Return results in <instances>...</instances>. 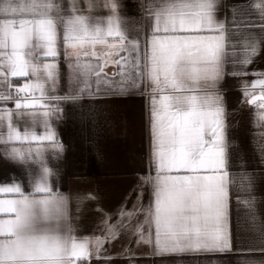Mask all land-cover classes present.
I'll use <instances>...</instances> for the list:
<instances>
[{
    "label": "snow or ice",
    "instance_id": "6c2138e0",
    "mask_svg": "<svg viewBox=\"0 0 264 264\" xmlns=\"http://www.w3.org/2000/svg\"><path fill=\"white\" fill-rule=\"evenodd\" d=\"M96 6V0H0V157L21 167L35 165L29 172L30 191L17 182L0 186V264H83L94 252L100 254L99 240L93 242L76 233L68 214L69 198L49 186L52 171L42 155L49 150L62 154L63 145L46 119L44 135L32 131L28 120L35 123L50 118L60 106L43 103L45 98L75 104L86 94L100 95L102 84L113 98L133 95L141 88L149 93V166L155 175L142 180L151 185L145 211L155 238L154 242L151 236L145 239L143 228L137 227L132 233L135 242L147 244L153 256L224 252L229 248V173L221 81L226 75L249 74L244 66L259 55L264 37L245 39L241 67L226 71L224 24L214 17L218 0H148L141 4L147 24L143 52L139 30L135 38L127 34L117 0H104L107 15L103 19L91 15ZM255 7L260 9L264 33V0ZM61 45L66 57H75L76 85L66 97H54L45 85L56 83V64L41 63L40 57L55 60ZM97 45L116 54L127 53L115 61L121 83L101 76L103 65L94 67L80 60L81 50H94ZM84 55H88L86 50ZM251 74L264 77V73ZM93 75L96 93L91 92ZM25 77L28 80L13 94L14 80ZM257 84L264 88V78L254 81L253 87ZM256 99L253 96L248 103ZM9 100L15 101V112L6 107ZM259 108L264 109V103ZM37 109L47 110L40 113ZM254 116L264 122V111ZM14 117L25 121L23 131ZM258 126L262 125L254 121L253 127ZM106 231L108 238H116L117 229Z\"/></svg>",
    "mask_w": 264,
    "mask_h": 264
},
{
    "label": "crops",
    "instance_id": "0c3cea01",
    "mask_svg": "<svg viewBox=\"0 0 264 264\" xmlns=\"http://www.w3.org/2000/svg\"><path fill=\"white\" fill-rule=\"evenodd\" d=\"M117 2L127 34L135 38L139 30L143 52L147 24L146 13L140 5H146L148 0ZM96 3L91 15L103 19L107 15L104 0H96ZM259 3L262 0H218L219 7L214 17L218 23L224 24L228 55L226 71L241 67L239 61L244 56L245 39L264 37L260 29V9L255 7ZM241 22L243 27L239 26ZM85 50L88 55H84ZM85 50H81L82 62L91 63L94 67L103 65L101 76L109 81L122 82L115 61L127 53L116 54L101 45L94 50L91 47ZM40 62L56 64V83L46 84V92L54 97H66L76 85L75 57H66L61 45L55 60L41 56ZM244 68L249 74L226 75L221 81L226 109L225 152L229 173L226 217L229 248L224 252L153 256L147 244L135 242L132 233L137 227L143 228L145 239L151 236L154 242L155 238L154 228L147 222L145 211L150 203L151 185L142 180L155 175L149 166V93L144 88L134 90L133 95L113 98L102 84L100 95L86 94L77 98L75 104L66 100L44 99L43 103H59L60 106L52 110L50 118H41L35 123L28 120V123L37 135H44L43 119H46L57 142L63 145L62 154L55 155L49 150L42 155L52 171L49 186L54 192L69 198L68 214L78 236L93 242L99 240L101 244L100 254L94 252L83 264H264V122L254 116L264 109L259 108L263 101L252 106L248 104L250 97L264 96V88L259 84L253 87L254 81L264 77L251 74L264 73V44H261L259 55ZM27 80V77L14 80L10 91L14 94L16 87ZM245 91L250 93L249 97L243 95ZM91 92H97L95 75ZM24 95L27 94H22L21 99ZM36 95L39 97V93ZM6 107L15 112V101H7ZM45 110L36 111L42 113ZM254 121L262 126L254 128ZM17 126L23 131L25 121L17 120ZM44 144L48 145V142L44 141ZM2 148L0 145V150ZM32 168L35 165L21 167L0 157V186L17 182L30 191L29 172ZM89 196L93 199H85ZM2 198H10V194H2ZM245 200L250 204L243 203ZM121 221L124 227H121ZM109 228L117 229L115 239L108 238L106 229Z\"/></svg>",
    "mask_w": 264,
    "mask_h": 264
},
{
    "label": "water",
    "instance_id": "95a60500",
    "mask_svg": "<svg viewBox=\"0 0 264 264\" xmlns=\"http://www.w3.org/2000/svg\"><path fill=\"white\" fill-rule=\"evenodd\" d=\"M252 97H253V96H252ZM252 97H250L249 99H251ZM254 97L257 98L256 101H255V103H257L258 101H263V100L260 99V97H262L261 94L254 95ZM255 103H254V104H255ZM248 104H249V103H248ZM249 105L252 106L253 104H249Z\"/></svg>",
    "mask_w": 264,
    "mask_h": 264
},
{
    "label": "built area",
    "instance_id": "2783aa9c",
    "mask_svg": "<svg viewBox=\"0 0 264 264\" xmlns=\"http://www.w3.org/2000/svg\"><path fill=\"white\" fill-rule=\"evenodd\" d=\"M263 103H264V100H263Z\"/></svg>",
    "mask_w": 264,
    "mask_h": 264
}]
</instances>
